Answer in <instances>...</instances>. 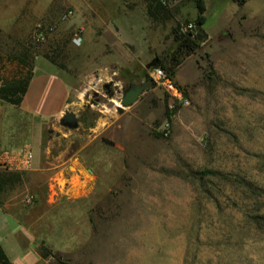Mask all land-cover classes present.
Wrapping results in <instances>:
<instances>
[{
	"label": "rangeland",
	"instance_id": "obj_1",
	"mask_svg": "<svg viewBox=\"0 0 264 264\" xmlns=\"http://www.w3.org/2000/svg\"><path fill=\"white\" fill-rule=\"evenodd\" d=\"M149 2L53 0L18 43L0 36V83L19 72L10 55L24 50L29 65L47 53L70 81L78 124L42 125L46 160L83 161L96 173L86 198L21 203L34 250L50 254L39 264H264V0H202L205 38L173 78L187 106L169 111L154 86L122 108L130 80L167 62L171 30L196 15L194 0H167L151 19ZM30 150L34 162V135ZM29 182L21 173L4 192L17 201L41 192Z\"/></svg>",
	"mask_w": 264,
	"mask_h": 264
},
{
	"label": "crops",
	"instance_id": "obj_2",
	"mask_svg": "<svg viewBox=\"0 0 264 264\" xmlns=\"http://www.w3.org/2000/svg\"><path fill=\"white\" fill-rule=\"evenodd\" d=\"M65 1L70 4L74 0ZM52 2L53 0H0V36H5L9 41L29 35L33 24ZM182 64L183 62L176 67L174 79L181 78L178 69ZM71 89L70 81L64 74L42 57L35 56L26 90L18 106L0 101V152L17 153L22 147L30 148V139L35 136V159L31 169L22 172V175L29 178V186L41 191L30 195L36 205L40 203L48 206L55 202L59 204L61 200L69 203L86 198L96 185L95 170L86 162L79 161L78 166H71L70 162L51 163L46 160L47 152H41L42 125L46 122H58L64 111L72 112L68 101ZM81 172L89 178L88 181ZM26 197L28 196L17 201L15 193L8 195L3 192L0 195V247L11 264H23V258L17 251L18 244L23 245L22 253H28L32 258L31 264H39L44 260L32 246L33 236L29 224L31 216L22 212L23 203L28 206L31 204L25 202Z\"/></svg>",
	"mask_w": 264,
	"mask_h": 264
},
{
	"label": "trees",
	"instance_id": "obj_3",
	"mask_svg": "<svg viewBox=\"0 0 264 264\" xmlns=\"http://www.w3.org/2000/svg\"><path fill=\"white\" fill-rule=\"evenodd\" d=\"M247 0H230L236 6H243ZM196 15L193 19L194 32L196 28H200L204 24V4L202 0H194ZM164 10V5L156 2L155 0H150L146 7V15L155 19ZM175 28L171 30L172 42L174 43V51L171 58L167 62L157 61L155 67L162 69L171 79H173L174 71L177 66H179L183 60L194 54L200 46V42L196 39L195 33H182ZM29 50H24L17 55H10V59L16 61L18 64L19 72H17L11 79L2 81L0 83V101L12 106H18L21 97L23 96L27 83L31 75V65L28 63ZM40 56L48 61L51 65L61 68L58 66L52 57L47 53H42ZM144 79L148 78L147 73L143 75ZM131 84V80L128 86ZM127 86V88H128ZM126 88V89H127ZM106 96L110 93L108 90L104 91ZM169 114L166 113V118ZM20 174L16 172H7L0 170V195L9 187L18 183ZM259 219H262L261 217ZM41 259H45L50 256L48 253H38ZM0 264H11L5 257L1 247H0Z\"/></svg>",
	"mask_w": 264,
	"mask_h": 264
},
{
	"label": "built area",
	"instance_id": "obj_4",
	"mask_svg": "<svg viewBox=\"0 0 264 264\" xmlns=\"http://www.w3.org/2000/svg\"><path fill=\"white\" fill-rule=\"evenodd\" d=\"M156 2L164 5L167 0H155ZM194 33V25L187 24L182 29V33ZM36 39H39V35L35 36ZM80 37L77 34H74L71 38V43L74 46L80 44ZM147 77L152 81L155 87H160L163 89L164 94L171 101L167 108L169 111L175 106H187L188 101L182 95L180 89L174 84L173 79H171L162 69L158 67H152L147 73ZM168 123L165 121L160 128V135L166 137L168 135ZM32 165L31 150L29 147H22L18 150L17 153H11L10 151L0 152V170L7 172H16L22 173L29 171ZM32 198L30 196L25 198L26 203H31Z\"/></svg>",
	"mask_w": 264,
	"mask_h": 264
},
{
	"label": "water",
	"instance_id": "obj_5",
	"mask_svg": "<svg viewBox=\"0 0 264 264\" xmlns=\"http://www.w3.org/2000/svg\"><path fill=\"white\" fill-rule=\"evenodd\" d=\"M195 36L198 41L205 38V34L200 28L195 29ZM155 64L151 62L146 66V69L154 67ZM107 86L104 85V88ZM154 87L152 81L149 78L144 79L140 83H132L125 89L118 99L119 107H129L132 105L145 90L152 89ZM78 120L74 113L70 111H64L58 119V125L67 130H74L77 127Z\"/></svg>",
	"mask_w": 264,
	"mask_h": 264
}]
</instances>
